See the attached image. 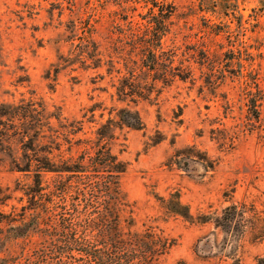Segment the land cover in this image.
Wrapping results in <instances>:
<instances>
[{"label":"rangeland","instance_id":"obj_1","mask_svg":"<svg viewBox=\"0 0 264 264\" xmlns=\"http://www.w3.org/2000/svg\"><path fill=\"white\" fill-rule=\"evenodd\" d=\"M166 1L175 11L162 39L163 65L157 74L174 67L186 80L175 78L165 86L157 81L147 99L133 104L117 99L119 80L132 76L139 92L159 77L143 73L135 42L144 35L147 5L0 0V104L24 109L33 102L30 108L58 113L64 124L82 123L73 137L50 120L54 131L46 128L45 133L58 136L59 148L51 145L56 161L77 158L84 145L76 140L94 139L111 109L134 107L144 127L116 128L111 142L127 165L120 177L123 224L132 219L133 229L153 226L175 240L158 264H264L262 0ZM228 2L237 5L235 17L221 9ZM90 58L98 60V67ZM253 96L259 98L257 120L248 109ZM11 148L22 164L19 142L13 140ZM54 177L42 174V184L51 186ZM31 182V174L16 170L0 147V193L11 197L0 211L20 218L26 203L22 189ZM175 192L188 207L189 220L168 212L159 199ZM231 205L242 220L227 229L217 226L216 218ZM7 221L0 224L4 238ZM37 242V235L8 240L0 257L24 255Z\"/></svg>","mask_w":264,"mask_h":264},{"label":"trees","instance_id":"obj_2","mask_svg":"<svg viewBox=\"0 0 264 264\" xmlns=\"http://www.w3.org/2000/svg\"><path fill=\"white\" fill-rule=\"evenodd\" d=\"M132 1L147 5L144 35L135 42L141 48L139 61L143 73L156 76L158 67L163 65L162 39L168 33L175 5L166 0ZM260 8L264 10V0ZM221 9L226 16L235 17L237 5L228 2ZM128 24L132 26V21ZM90 59L92 66L98 67V60ZM173 61L172 57L168 59L170 65ZM175 69L172 67L166 74H159L160 78L154 77L152 88H140L143 91L139 92L133 77L123 76L115 87L117 99L136 104L140 99H147L157 81L165 86L175 78L186 80V76L176 73ZM258 99L253 96L248 101V109L256 120ZM33 104L27 103L24 109L20 105L0 104V147L16 170L30 173L32 177L29 186L22 189L26 203L21 206V217L12 218L0 211V224L8 219V235L0 236V251L8 240H27L37 235L38 242L24 255L19 253L10 260L0 257V264H158L175 240L165 237L153 226L133 229L132 219L123 224L124 194L120 177L127 165L111 148L116 128L140 130L144 127L138 110L128 106L111 109L107 119L96 128L94 139L76 140L78 145H84L77 158L56 161L51 157L54 148L51 145L59 148L58 136L54 132L45 133L46 128L54 131L50 120L54 119L73 137L82 131V123L64 124L58 113L48 112L44 107L40 111L30 108ZM90 111L94 109L91 107ZM13 140L20 144L22 164L13 156ZM44 173L55 176L51 186L42 184ZM10 198L9 194L1 192L0 205ZM159 199L168 212L186 220L191 218L177 192L168 199ZM242 218L237 206L231 205L224 209L221 218H216L215 224L227 229L234 221L240 223Z\"/></svg>","mask_w":264,"mask_h":264}]
</instances>
